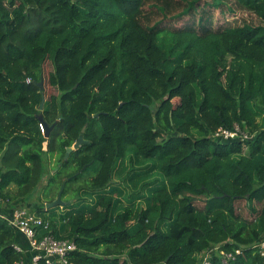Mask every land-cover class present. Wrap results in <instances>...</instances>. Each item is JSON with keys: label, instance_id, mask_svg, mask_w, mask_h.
Here are the masks:
<instances>
[{"label": "trees", "instance_id": "16d2710c", "mask_svg": "<svg viewBox=\"0 0 264 264\" xmlns=\"http://www.w3.org/2000/svg\"><path fill=\"white\" fill-rule=\"evenodd\" d=\"M50 160L46 202L73 201L27 211L70 263L262 264L264 0H0V203L22 208ZM18 235L0 217V264H32Z\"/></svg>", "mask_w": 264, "mask_h": 264}, {"label": "built area", "instance_id": "2783aa9c", "mask_svg": "<svg viewBox=\"0 0 264 264\" xmlns=\"http://www.w3.org/2000/svg\"><path fill=\"white\" fill-rule=\"evenodd\" d=\"M29 82V80H27ZM42 131V128L40 126ZM214 139L220 141H233L236 139H245V135L240 132L238 127H234L233 130L218 129L214 134ZM1 201V199H0ZM11 226L22 233L27 241L32 251H35V256L32 259V264H37L39 260H44L45 264H74L67 260L70 253L75 251L76 246L73 241H58L54 239L51 235H44L40 239H37L39 230L47 229L48 225L37 218L35 215L30 214L24 208H16L12 211L10 217L6 218ZM258 253L261 257L262 264H264V241L256 245ZM223 263L227 259L232 258V254H223ZM205 264L208 262L205 260Z\"/></svg>", "mask_w": 264, "mask_h": 264}, {"label": "rangeland", "instance_id": "374dc122", "mask_svg": "<svg viewBox=\"0 0 264 264\" xmlns=\"http://www.w3.org/2000/svg\"><path fill=\"white\" fill-rule=\"evenodd\" d=\"M227 15H228V21H232V22L237 21L238 23H241L243 21L249 22V23H254V24L258 23L257 18L253 14L246 12V11L236 10L234 12V14H227ZM50 71H51L50 62L47 60L43 66V71H42V85H43V91H44L45 99H47L49 97V95L54 93L52 88L47 83V78H48V74ZM97 169H98L97 164L93 165L92 167L87 169L83 173L81 180H83V179L88 180V179H91L92 177H94L96 175ZM55 170H56V164H55L54 160H50L49 162H47L45 173H44L45 176L43 178V181H42L38 191L28 201H25L22 204V208H24L26 210H28V209L31 210L32 207H44V205L47 203L46 200L51 198V197L45 196V194H46V192L44 190L45 185L47 184L48 179L54 174ZM79 182H81V181H79ZM76 186H77V184H74L72 186V188H74ZM51 189L54 192V198H56L55 195L60 190L58 191V187H55V186H53ZM61 200L63 202H69V204H71V202L73 201V196H71L70 193H67L65 196L61 197ZM67 200H69V201H67ZM238 207L241 210V212H243L245 215L248 214V211L244 208V202H240L238 204ZM57 208L60 210L61 207L57 206Z\"/></svg>", "mask_w": 264, "mask_h": 264}, {"label": "water", "instance_id": "95a60500", "mask_svg": "<svg viewBox=\"0 0 264 264\" xmlns=\"http://www.w3.org/2000/svg\"><path fill=\"white\" fill-rule=\"evenodd\" d=\"M37 85H38V87H39L41 90L43 89L42 78H41L40 81L37 83ZM43 104H44V98H42V101H41V104H40V109L43 107ZM38 119H39V122H40V126H41V128H42L43 135H44V137L46 138V137L48 136V132H49V130H50L53 126L48 127V126L46 125V123L44 122V120L42 119L41 116H39ZM82 132H84V128L82 129ZM83 143H84V141H83V139H82V135L80 134V135L78 136L77 141L72 145V147H70V148H68V149L66 150V156H65V158L68 156V154H69L70 152L77 150V149L80 147V145L83 144ZM62 190H63V186L61 187L60 191L58 192L56 198H55L52 202H50V203H46V204H45V209H46V210L51 209V208H55V207H57V206H62V207H63V206H65V205H68V204H69V202H63V201L61 200Z\"/></svg>", "mask_w": 264, "mask_h": 264}, {"label": "crops", "instance_id": "0c3cea01", "mask_svg": "<svg viewBox=\"0 0 264 264\" xmlns=\"http://www.w3.org/2000/svg\"><path fill=\"white\" fill-rule=\"evenodd\" d=\"M11 203H0V217H3V218H8L10 217V215L12 214V211L14 209L12 204L10 205ZM16 248L23 252V254L25 253L26 254V257H27V263H30V254L32 253L31 252V249H30V246H29V242L27 241V239H25L22 235H18V238H17V243H16ZM23 264H26L25 261L23 262Z\"/></svg>", "mask_w": 264, "mask_h": 264}]
</instances>
